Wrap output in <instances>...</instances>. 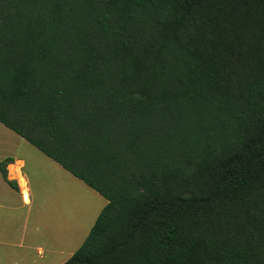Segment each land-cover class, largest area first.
I'll return each instance as SVG.
<instances>
[{"label":"trees","instance_id":"trees-1","mask_svg":"<svg viewBox=\"0 0 264 264\" xmlns=\"http://www.w3.org/2000/svg\"><path fill=\"white\" fill-rule=\"evenodd\" d=\"M0 124L107 201L64 264H264V0H0Z\"/></svg>","mask_w":264,"mask_h":264},{"label":"rangeland","instance_id":"rangeland-1","mask_svg":"<svg viewBox=\"0 0 264 264\" xmlns=\"http://www.w3.org/2000/svg\"><path fill=\"white\" fill-rule=\"evenodd\" d=\"M1 127L0 138L11 140ZM18 153L36 199L42 181L49 187V221L44 222L40 233L34 231L29 236L32 243L31 238L27 241L47 249L50 264L65 262L82 244L106 201L28 143L22 141ZM7 174H11L9 169ZM57 250L60 253H55Z\"/></svg>","mask_w":264,"mask_h":264},{"label":"crops","instance_id":"crops-1","mask_svg":"<svg viewBox=\"0 0 264 264\" xmlns=\"http://www.w3.org/2000/svg\"><path fill=\"white\" fill-rule=\"evenodd\" d=\"M1 126L4 128L1 130L3 134L9 136L11 140L0 138V162L6 159L12 161L5 166L6 178H3L0 172V264H50L49 251L44 249L42 245H32L27 241L34 231L40 233L44 222L49 221V187H45L44 181H42L41 187L36 190L40 195L36 199L31 190L28 176L23 174L24 162L18 153L21 142L26 141L3 125ZM8 169L11 174H7ZM7 182H12L15 186H10ZM29 240L32 243V238ZM62 240L63 242L66 241L65 239ZM60 251L57 250L55 253H60ZM65 262L61 261L57 264H64Z\"/></svg>","mask_w":264,"mask_h":264}]
</instances>
